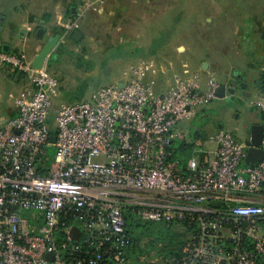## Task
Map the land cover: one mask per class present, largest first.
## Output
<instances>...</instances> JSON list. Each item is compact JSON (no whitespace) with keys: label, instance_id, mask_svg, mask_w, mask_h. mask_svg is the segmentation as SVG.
<instances>
[{"label":"built area","instance_id":"obj_1","mask_svg":"<svg viewBox=\"0 0 264 264\" xmlns=\"http://www.w3.org/2000/svg\"><path fill=\"white\" fill-rule=\"evenodd\" d=\"M103 3L82 0L76 18ZM45 62L36 69L0 49V68L23 84L15 115L0 124V264H67L62 250L77 251L80 237L92 248L87 264L112 253L121 263L127 206L143 220L192 227L176 264H264V155L247 164L244 141L219 129L185 170L170 158L172 141L187 137L180 123L217 98L212 76L201 82L184 70L160 88L157 61L140 59L89 100L56 108L51 143L58 81ZM252 102L264 114V82Z\"/></svg>","mask_w":264,"mask_h":264},{"label":"rangeland","instance_id":"obj_2","mask_svg":"<svg viewBox=\"0 0 264 264\" xmlns=\"http://www.w3.org/2000/svg\"><path fill=\"white\" fill-rule=\"evenodd\" d=\"M160 6L162 5H157L158 9L154 6H147L145 0L142 3L137 1L135 5H129L128 9L132 8L130 12L125 14L127 20L119 31L124 35V39L136 41V46L143 47L144 51L148 53L146 58L153 57L159 61L161 67L160 88L171 84V74L174 70H178L182 62L187 63L191 69H199L201 60L209 61V70L199 73L201 82H205L209 76H212L218 83L226 84L231 81L236 71L243 73L240 82L235 86L232 98L228 95L226 98L212 100L191 119L180 123V130L187 134L188 137H193L194 142L199 141V144L196 143V148L213 146L209 136L219 129L228 131L238 141H245L250 135L251 125L262 121L261 112L252 102L257 90L252 80L257 77L258 71L255 65H259L258 62L254 60L252 63L255 65H251L248 57H244L239 52L237 54L236 50L239 49L237 43H227L228 39H236L235 28L220 27L214 22H201L200 26L189 29L176 28L174 33L176 35L154 50L152 43L162 37V34L164 35L167 30L164 26H170V23L166 22L170 15L164 7ZM219 14L221 15V12ZM64 28L66 27L63 26L62 29ZM73 29L75 28L69 29L65 36L60 39L61 43L69 49L74 48L73 45H75L71 37ZM259 29L261 30L263 27ZM197 33L201 37L198 40L202 41V43L193 41L192 38ZM185 39L191 43L182 42ZM110 40L114 41L112 38ZM180 51L183 52L180 53ZM118 54V49H115V51L107 54L103 67L101 65L102 62H100L102 60L95 61V66L91 65L89 67L83 65L77 58L72 61L66 60L70 58L68 57L69 55L64 57V55L50 53L46 59L45 68L57 78L58 94L53 100V106L46 119L49 129L55 130L54 117L56 108L62 104H74L89 100L91 93L95 89L120 80L123 70L141 58L130 60L126 58V55L124 58L123 56L119 57ZM262 60L259 63L263 64ZM66 67L69 69L68 71ZM262 72L264 73V69ZM18 81L21 83V80ZM242 83L246 84V90L251 93L249 97L242 94ZM8 90L9 87L6 86L5 82L2 84L1 79L0 96L4 95L2 98H8L13 101L19 90L12 89L13 91L11 92ZM8 92L13 94L12 98L9 97ZM188 128L192 129L190 135L186 132ZM151 238L149 236L144 237L141 244L144 245ZM153 254V252H150L148 257L144 255L140 259L143 262L153 264L159 262L161 257Z\"/></svg>","mask_w":264,"mask_h":264},{"label":"crops","instance_id":"obj_3","mask_svg":"<svg viewBox=\"0 0 264 264\" xmlns=\"http://www.w3.org/2000/svg\"><path fill=\"white\" fill-rule=\"evenodd\" d=\"M137 1L142 3L144 0H104L102 7L98 11L87 12L76 18V12L81 6L82 0H0V49L7 52L20 53L32 64L42 45L55 35H59L60 38L65 31L62 27L70 20L76 18L77 25L71 33L75 49L67 48L58 38L51 53L64 55V57L69 55L68 57L70 58L66 60L72 61L77 58L79 62L89 67L91 65L95 66L94 63L97 60H102L100 62H102L101 65L103 67L107 54L115 51V49H118L119 57L126 55V58L130 60L139 59L140 57V59H145L148 53L144 51L143 47L136 46V41L124 39V35L119 32L127 20L125 14L130 12L132 8L128 9V6L135 5ZM145 1L147 6L157 7V5H162L160 7H164L170 15L166 21L170 23V26H164L167 29L164 35L162 34V37L152 43L154 50L174 37L176 28L189 29L200 26L201 22H214L220 27L236 29V39H228L227 43H237L239 45V49L236 50L237 54L239 52L244 57H248L251 65L254 64L252 61L256 60L259 64H254L257 66L258 79L263 77L264 0ZM219 12H221V15ZM260 27H263V29L260 30ZM197 35L198 33L193 36V41L202 43V41L198 40L201 37ZM111 38L114 41H111ZM184 41H187V39L182 42ZM73 49L74 51H72ZM183 51H180V53ZM154 60L157 61L161 70L159 61L157 59ZM261 60L263 64L259 63ZM203 62L204 60L200 61L199 69H191L187 63L182 62L178 70H174L171 76L174 73L182 74L184 70H187L189 74L199 75L200 72L208 71L210 68L209 61H205L207 62L206 70L200 68ZM66 70L68 71L69 69L66 67ZM8 73H12V76L7 77ZM235 73H239L240 76L243 75L241 71H236ZM160 76L161 74L156 78L159 86L161 83ZM1 79L2 84L5 82L6 86L9 87V92L13 91L12 89L18 91L23 86L22 82L20 83L16 75L9 69L0 68V82ZM260 82H264V77ZM218 84L220 85V83ZM256 88L257 93L260 89L259 87ZM2 97L4 95L0 96V124L4 119L16 113L14 101ZM261 115L263 114L261 113ZM260 122L264 125L263 119ZM191 130V128H188L186 132L190 135ZM186 136L188 137L187 134ZM196 143H199V141L197 140Z\"/></svg>","mask_w":264,"mask_h":264},{"label":"trees","instance_id":"obj_4","mask_svg":"<svg viewBox=\"0 0 264 264\" xmlns=\"http://www.w3.org/2000/svg\"><path fill=\"white\" fill-rule=\"evenodd\" d=\"M50 132L54 134L55 130L50 129ZM196 146L197 144L191 136L174 140L170 146V158L177 159L181 168L185 170L186 162ZM48 152L51 153V147H48ZM123 215L125 219V235L127 237V243L121 251L123 262H118L115 257L117 254L112 253L110 256H103L100 264H153L143 262L140 259L144 255L148 257L150 252H153L154 256L161 257L159 262L154 264L177 263L181 255V247L189 233L192 232V227H188L186 222L182 220H173L171 222L143 220L133 213L129 206L123 208ZM81 234L83 232L77 228L75 236H80ZM58 235V242L60 243L63 240V234L59 231ZM146 236L152 238L142 245L141 241ZM71 244L82 246L77 251H71L70 248L63 249L61 253L63 259L67 264H78L79 260L82 261V264H87L92 248H89L86 243H81V237L76 241H72Z\"/></svg>","mask_w":264,"mask_h":264},{"label":"water","instance_id":"obj_5","mask_svg":"<svg viewBox=\"0 0 264 264\" xmlns=\"http://www.w3.org/2000/svg\"><path fill=\"white\" fill-rule=\"evenodd\" d=\"M77 35V34H75ZM59 38V35H55L53 37H50L40 48L38 53L35 55L32 66L36 69H40L44 62L46 61L47 57L50 55L51 50L57 43ZM202 68H207V62H203ZM12 73H8L7 77H11ZM235 81L231 80L226 84H220L216 91L217 98H226L227 94L230 95V98H232L234 91H235ZM262 85L257 84V87L259 89ZM242 94L246 97H249L251 95L250 92L246 91V84L242 83ZM262 119L264 120V114L262 115ZM263 135H264V125L263 123H255L252 124L250 127V135L248 138L244 141L245 145L247 146V156L245 159V162L247 164H253L256 161H259L263 155L264 150L262 149V143H263ZM56 137L54 134H51L49 136V142L53 143L55 141ZM47 257L50 258L51 255L47 254Z\"/></svg>","mask_w":264,"mask_h":264},{"label":"flooded vegetation","instance_id":"obj_6","mask_svg":"<svg viewBox=\"0 0 264 264\" xmlns=\"http://www.w3.org/2000/svg\"><path fill=\"white\" fill-rule=\"evenodd\" d=\"M262 75H263V77H264V73H262ZM262 77V78H263ZM241 76H240V74L239 73H235V74H233V76H232V79L231 80H234L235 81V86L240 82V80H241ZM259 78V76L257 75V77L256 78H254L252 81V83H253V85L255 86V87H257V84H260L261 82H260V80H262V78H260V79H258ZM263 83H261L260 85H262ZM259 123H261V122H259Z\"/></svg>","mask_w":264,"mask_h":264}]
</instances>
